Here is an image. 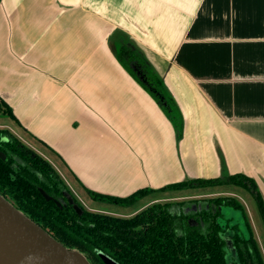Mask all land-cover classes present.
<instances>
[{
    "label": "crops",
    "instance_id": "1",
    "mask_svg": "<svg viewBox=\"0 0 264 264\" xmlns=\"http://www.w3.org/2000/svg\"><path fill=\"white\" fill-rule=\"evenodd\" d=\"M130 45L162 81L181 135L121 64ZM0 99L58 155L72 190L127 198L192 180L220 181L184 190L194 197L244 190L226 192L264 255L245 204L259 211L256 191L222 183L251 180L264 203V0H1Z\"/></svg>",
    "mask_w": 264,
    "mask_h": 264
},
{
    "label": "trees",
    "instance_id": "2",
    "mask_svg": "<svg viewBox=\"0 0 264 264\" xmlns=\"http://www.w3.org/2000/svg\"><path fill=\"white\" fill-rule=\"evenodd\" d=\"M118 50V57L125 69L135 74L129 65L134 62L149 75L153 83L139 82L152 89L153 96L167 111L181 135V115L174 103L167 98L162 81L154 75L150 64L133 45L121 46ZM162 97L164 102L161 101ZM164 103L167 105L164 106ZM0 114L15 120L12 109L2 99ZM0 153L5 157H0V195L63 246L83 254L90 264H107L102 255L118 264H228L224 237L226 231L219 224L220 206L241 211L245 223L247 235L236 233L233 237L237 252L235 264H264V255L246 208L236 198L219 197L207 201L209 208L204 206L197 214L185 215L183 206L180 205L179 210H174L173 203H153L132 217H117L86 210L54 165L7 128H0ZM244 180L241 176H233L222 183L243 187L251 185L256 191L259 211L264 220L263 200L257 193L255 184L251 180ZM217 181H185L159 191L214 186L220 182ZM40 189L57 201H64L67 206L59 207L54 201L48 202ZM88 193L94 200H107L129 206L153 193V190H139L127 198L103 196L92 191ZM68 196L83 209L82 215H78L68 204ZM190 220H195L197 224L190 223ZM238 228L239 225L235 226L233 231Z\"/></svg>",
    "mask_w": 264,
    "mask_h": 264
},
{
    "label": "water",
    "instance_id": "3",
    "mask_svg": "<svg viewBox=\"0 0 264 264\" xmlns=\"http://www.w3.org/2000/svg\"><path fill=\"white\" fill-rule=\"evenodd\" d=\"M147 84V81H142ZM164 102V98H161ZM167 104L164 103V106ZM0 157L5 159L4 155L0 153ZM42 196L48 201H54L59 207L62 205L67 206L64 201H57L49 196L43 189H40ZM68 204L73 207L78 215L83 214V209L75 203L71 196H68ZM209 208V205H207ZM220 208V207H219ZM179 210V209H178ZM203 210V206L193 205L190 208H183L185 215L197 214ZM216 212V210L214 209ZM221 213V219L224 214ZM222 226L226 231L225 235L231 231L233 234L231 240L226 241L235 254L236 248L234 247L233 237L236 233L247 235L243 216L239 223L230 222ZM192 224L197 223L191 220ZM238 229L234 227L238 226ZM107 264H118L113 259L102 255ZM0 264H90L85 256L77 250L68 249L53 238L47 231L35 224L21 212L7 199L0 195Z\"/></svg>",
    "mask_w": 264,
    "mask_h": 264
},
{
    "label": "rangeland",
    "instance_id": "4",
    "mask_svg": "<svg viewBox=\"0 0 264 264\" xmlns=\"http://www.w3.org/2000/svg\"><path fill=\"white\" fill-rule=\"evenodd\" d=\"M133 76L135 77V79H137L139 81V79L137 78V76L135 74ZM72 85H74V82L72 83ZM72 105H73V108L76 107V104L73 101H72ZM80 109L81 108H78L77 111H81ZM2 123L4 125H6V127L14 135L19 137L27 146L33 148L40 155H42L47 160H49L54 165V167L57 169V171L62 175V178L64 179L65 182L68 179H70L72 181L71 175H69L68 172H66L63 168H60L57 165L55 159L58 157V155L55 154V152H53L52 150H49L48 147L41 145L37 140L33 139L31 134H29L24 128H21L20 126H18L8 116H6L4 114H2V115L0 114V125H2ZM5 123H7V124H5ZM75 124H76V126H79V121H76ZM0 128H3V127H0ZM68 187L72 191V194H74V196H76V198L78 199V202L86 210L92 211V212H97V211H95V209H104V211H110L109 214L112 213L111 215H113V216L123 217V218L132 217V216H128V215L139 211L140 209H142L143 207L148 205L150 202H152L153 199H155V198H160L155 203H160V204L173 203L174 204V210H177L179 208L178 207L179 205L183 206V208H190L194 204L196 205L198 203V201L199 202L205 201V203H206L207 200L215 199V198H218L219 196L234 198L230 194V192L234 191L235 189H237V191H238V192H236L238 194V197L241 195V192L243 194H245L244 190L239 189V188H235V187H231V186H223L221 188L216 189L217 191L222 192L219 195L202 196V197H194L191 194H189L192 192L184 191V190H182V191H158L157 193L156 192L151 193V194H149L143 198H140L139 201L136 202L134 205L121 206L122 205L121 203H117V202L111 203L107 200H101V202L104 201L103 203L96 202V201H94V199L90 198V195H88L86 193H82L81 192L82 190H79V189L77 190L76 188L74 190H72L69 185H68ZM226 191H230V192H226ZM198 192H208V191H198ZM194 193H196V192H194ZM241 198L243 199V197H241ZM245 201H246L245 204L247 205V207L250 209V211L252 212V214L254 216L253 224H254L257 236H258L261 244H264V221H263V219H262V217L258 211L256 202L253 199V197H251V196H250V198H248V201L247 200H245ZM105 202L110 203V204H114V205H109V204H106ZM202 205H204V204H202ZM219 210L224 214V216L221 219H219L222 226L226 227L229 219H231L230 222L239 223L241 218H242V212L239 210H236L232 207L220 206ZM232 234L233 233L231 231H229L225 235L226 241L231 240ZM226 251H227V257H226L227 263L228 264H235V260H236L235 254L233 253L232 248L228 244L226 245Z\"/></svg>",
    "mask_w": 264,
    "mask_h": 264
},
{
    "label": "flooded vegetation",
    "instance_id": "5",
    "mask_svg": "<svg viewBox=\"0 0 264 264\" xmlns=\"http://www.w3.org/2000/svg\"><path fill=\"white\" fill-rule=\"evenodd\" d=\"M130 67L132 68V70L134 71V73L136 74V76L139 78V80L141 81H147L146 83H153L151 79H149V75L145 73V70H142L140 68V66H137L136 63L134 62H130ZM183 211V209H182ZM195 221V220H193ZM191 222V220H190Z\"/></svg>",
    "mask_w": 264,
    "mask_h": 264
}]
</instances>
